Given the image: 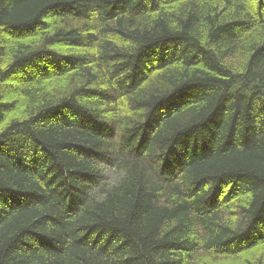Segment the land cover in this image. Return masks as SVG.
I'll return each instance as SVG.
<instances>
[{
	"label": "trees",
	"instance_id": "1",
	"mask_svg": "<svg viewBox=\"0 0 264 264\" xmlns=\"http://www.w3.org/2000/svg\"><path fill=\"white\" fill-rule=\"evenodd\" d=\"M0 264H264V0H0Z\"/></svg>",
	"mask_w": 264,
	"mask_h": 264
},
{
	"label": "rangeland",
	"instance_id": "2",
	"mask_svg": "<svg viewBox=\"0 0 264 264\" xmlns=\"http://www.w3.org/2000/svg\"><path fill=\"white\" fill-rule=\"evenodd\" d=\"M120 174L121 173H118V171L111 170L109 167L103 168V179L104 177H107V179L110 180H108L109 184H114Z\"/></svg>",
	"mask_w": 264,
	"mask_h": 264
}]
</instances>
